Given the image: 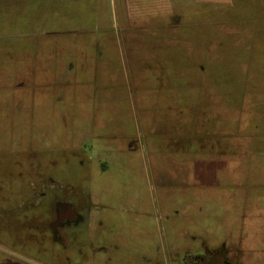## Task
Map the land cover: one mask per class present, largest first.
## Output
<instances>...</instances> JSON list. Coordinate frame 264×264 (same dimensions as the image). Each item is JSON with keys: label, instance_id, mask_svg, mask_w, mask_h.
Wrapping results in <instances>:
<instances>
[{"label": "rangeland", "instance_id": "1", "mask_svg": "<svg viewBox=\"0 0 264 264\" xmlns=\"http://www.w3.org/2000/svg\"><path fill=\"white\" fill-rule=\"evenodd\" d=\"M48 180L102 237L0 264H114L103 239L133 237L134 264H264V0H0V202Z\"/></svg>", "mask_w": 264, "mask_h": 264}, {"label": "flooded vegetation", "instance_id": "2", "mask_svg": "<svg viewBox=\"0 0 264 264\" xmlns=\"http://www.w3.org/2000/svg\"><path fill=\"white\" fill-rule=\"evenodd\" d=\"M211 134L216 135L215 139L222 135L230 136L222 131ZM212 137L214 139V136ZM22 175L23 173L19 172L17 177L19 178ZM47 183L49 185L46 187V191H42L39 194L35 193L32 197L21 196L19 201L13 206H6L5 197L1 195L3 201L0 202V216L3 218L5 232L8 237L4 238V240L0 239V244L10 246L11 241H15L20 245H27L22 250L31 261L32 259L35 261L39 260L37 257H35L36 259L31 257V250L34 249L33 252L36 255L40 254V252H43V244L46 242L51 246L56 245L65 249L68 245L76 246L77 236L83 235L85 240L90 241L89 245L92 246L91 240L103 235L100 232L97 233V229L94 228L95 220L99 214L98 209H102L101 206L100 208L97 206L93 207L91 201L88 200L79 204L75 201L72 194L60 195L58 192L61 188L53 180H48ZM176 185L178 183L166 182V184L161 183L158 186L174 187ZM86 197H90V195ZM43 200L48 202L45 206L48 209L45 217L44 215L42 216V212H39L36 220L30 221L27 220V217L22 218V215L25 216L32 209H44ZM98 224L101 225L102 222L99 221ZM7 230H10L9 234ZM20 232H24L22 237H20ZM105 235H107V232ZM103 240L99 249L100 251L104 250L107 255L106 263L134 264L135 257L138 255L134 237L131 242L128 241L129 243L124 242L123 239V246L116 245L106 239ZM113 254H117L115 259L111 257ZM242 258L243 254L239 248L234 246L227 247L226 244H223L212 251L194 255L190 264H243ZM66 260L68 259L66 258Z\"/></svg>", "mask_w": 264, "mask_h": 264}]
</instances>
